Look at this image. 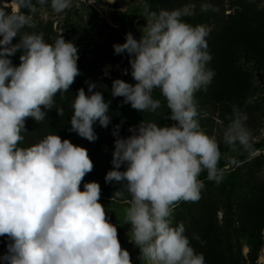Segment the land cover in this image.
I'll list each match as a JSON object with an SVG mask.
<instances>
[{
  "label": "clouds",
  "instance_id": "9594fccd",
  "mask_svg": "<svg viewBox=\"0 0 264 264\" xmlns=\"http://www.w3.org/2000/svg\"><path fill=\"white\" fill-rule=\"evenodd\" d=\"M19 7L34 10L33 0H12ZM63 13L71 0H37ZM147 24L137 40L132 33L123 44H114L116 55L130 56V74L135 84L122 79L112 83L111 95L123 97V104L143 112H156L166 101L167 120L161 126L141 121L129 128L127 138L114 135V170L105 182H123L120 197L128 193L130 205L124 209L129 225V242L139 249L143 264H205L185 235L183 222L172 226L176 206L200 198L203 183L198 177L220 183L223 169L218 165L221 152L216 138L200 130L195 93L206 90L215 73L207 68L208 32L203 25L192 26L182 17L185 10L158 13L144 6ZM212 8L201 4V11ZM31 26V18L13 8L0 9V237L9 240L5 264H133L128 250L122 248L118 227L109 221L97 182L81 183L93 171L87 149L59 135L49 134L37 144L19 147L27 118L45 119L54 98L67 93L80 75L78 48L63 36L47 43L43 34L22 31ZM19 42L13 44V40ZM18 51L20 64L9 57ZM127 75L128 70H124ZM88 93L79 89L72 103L70 131L95 142L93 125L107 128L110 101L106 102L95 83ZM60 116L63 109H56ZM247 117L233 108L232 122L223 131V143L232 150L237 145L251 150ZM231 164L237 161L230 159ZM124 166L126 170L120 171ZM112 197V199H113ZM198 239V237H197Z\"/></svg>",
  "mask_w": 264,
  "mask_h": 264
},
{
  "label": "trees",
  "instance_id": "16d2710c",
  "mask_svg": "<svg viewBox=\"0 0 264 264\" xmlns=\"http://www.w3.org/2000/svg\"><path fill=\"white\" fill-rule=\"evenodd\" d=\"M127 1L116 0V7ZM174 1L176 0H169L159 8L173 9L171 3ZM4 2H12V0H0V9L11 13V7L5 6ZM35 3L37 0H33V4ZM203 3H210L212 8L201 11ZM217 5L214 0H185L178 8L191 10V13L185 11L182 17L185 23L192 26L211 25L207 36L211 60L207 68L215 75L206 90L202 89L195 93L194 101L205 111L203 113L208 114V118L219 120L223 129L232 122L234 107L245 114L247 117L245 126L250 133L251 150L244 151L237 145L236 150L240 153L231 158L237 163H230L237 169L225 173L220 183L209 181L207 172H201L198 177L203 183L200 198L195 202H182L180 204L182 209L172 216V226L176 227L183 222L185 235L195 251L203 254L205 264H259L260 254L264 249V181L256 174L249 178L241 177L238 168L248 162L254 153L264 149V140H256L259 132L264 129V120L258 115V107L254 105L255 97L260 89H264V10L247 2L238 1L230 9L231 13L225 15L219 11ZM20 8V13L30 17L28 9ZM22 31L42 33L45 42L49 44L60 37L52 23H40L37 26L31 23L30 27ZM63 38L66 41H74L72 38ZM18 42V37L13 40V44ZM20 55L22 51L9 57L15 66L20 64ZM115 60L114 55L98 50H91L89 54L81 56L77 62L80 75L69 91L54 98L53 108L42 107V111L46 113L44 120L37 122L33 118L26 119L25 131L21 133L24 139L18 145L24 148L30 147L47 135L53 134L87 149L94 168L82 181L81 191L84 190V183L97 182L101 186V196L108 198L111 195V188L110 184L105 182V176L114 169L112 160L117 137L113 133L116 126H120L119 136L127 138L132 134L129 128L139 125L143 120L161 126L172 124L167 120L168 114L164 111L159 116L150 117L148 116L150 112L140 113L132 109L131 105L123 104V97L114 98L111 95L113 81L120 78L103 77L102 65L116 64ZM125 69L129 74H124L122 80L134 85L130 66ZM86 81L95 83L97 87L94 91L101 92L106 102L110 101L108 115L111 117V122L107 128L101 126L98 121L93 125L97 136L95 142H89L69 130L70 117L73 114L72 103L79 89L84 88L86 94H91L88 93L89 84ZM153 98H161L163 99L160 100L161 105L165 104L158 89L154 91ZM57 108L63 109L62 116L58 114ZM222 142L223 140L218 141L221 154L233 152L225 144L222 145ZM219 165L226 166L222 157ZM124 170L126 168L122 166L120 171ZM117 185L123 187V182ZM238 189L247 190V194L234 197ZM219 213L223 215L221 220ZM242 239L250 250L247 256L243 255ZM8 243L7 237H0V257L7 254L5 248ZM0 264H5V261L0 259Z\"/></svg>",
  "mask_w": 264,
  "mask_h": 264
},
{
  "label": "rangeland",
  "instance_id": "374dc122",
  "mask_svg": "<svg viewBox=\"0 0 264 264\" xmlns=\"http://www.w3.org/2000/svg\"><path fill=\"white\" fill-rule=\"evenodd\" d=\"M169 0H131L122 4L120 7H116V0H71V6L63 13H55L52 11L49 4L44 6L36 5L34 10H29L31 23L33 26H37L40 23L48 24L52 23L54 30L63 37L72 38L73 43L78 48L79 58L83 55L89 54L91 50L102 51L106 54L110 53L114 55L116 64L105 63L102 65V74L106 78H120L124 77V69L130 64V56L125 53L116 55L114 52V44H123L126 42L125 37L128 33H132L134 37L139 40L142 36L140 29L147 24L146 19L143 17L145 10V4L148 5L150 11L159 12L162 8L160 5H164ZM185 0H176L171 3L172 10L178 9L181 3ZM238 1L247 2L256 6L260 10H264V0H214L217 3V8L225 15L231 13L230 9L236 5ZM5 6L16 8L18 12L21 8L18 4L13 2H4ZM164 10H171L169 8ZM191 13V10H185ZM208 31L211 29V25L204 26ZM254 99V105L258 107V115H261V119L264 120V89H260L258 95ZM159 100H163L159 98ZM161 105L156 112H150L148 116L161 115L166 112L169 114V110L166 106ZM198 122L200 130L209 137H215L217 142L223 140V126L219 120L208 118V114L201 109L198 105ZM172 122V121H171ZM173 123V122H172ZM256 140H264V129H262ZM224 143L222 142V145ZM240 152L233 150V152L222 154V160L226 163V166L221 167L223 174L235 171L237 168H233L230 164V159L236 157ZM114 170V169H113ZM241 177L249 178L252 175H257L264 181V149L254 153L248 162H245L238 168ZM199 179V178H198ZM200 181V180H199ZM111 195L108 197L101 196L100 203L103 204L108 212L110 223L118 227V238L122 248L129 251L133 264H143L137 257L140 255V251L132 243L129 242L128 230L129 225L124 223V209L129 207L131 197L128 193H123L120 197H113L114 193L118 190H122V186L117 185L116 182L110 184ZM247 194V190L238 189L234 193V197L244 196ZM113 197V199H112ZM125 199H128L127 201ZM183 202V201H182ZM181 202V203H182ZM180 203V204H181ZM175 207L173 214L175 215L182 209L180 206ZM222 213H219V220L222 219ZM173 223V220H172ZM243 255L247 256L250 252L246 246V242L242 239ZM7 252V247L5 248ZM259 264H264V249L260 254Z\"/></svg>",
  "mask_w": 264,
  "mask_h": 264
}]
</instances>
